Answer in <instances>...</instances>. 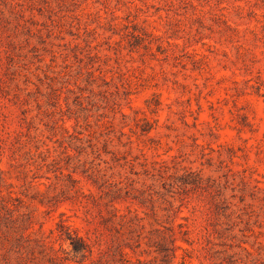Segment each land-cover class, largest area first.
Instances as JSON below:
<instances>
[{"label":"rangeland","instance_id":"obj_1","mask_svg":"<svg viewBox=\"0 0 264 264\" xmlns=\"http://www.w3.org/2000/svg\"><path fill=\"white\" fill-rule=\"evenodd\" d=\"M9 215L108 247L64 264H264V0H0Z\"/></svg>","mask_w":264,"mask_h":264},{"label":"trees","instance_id":"obj_2","mask_svg":"<svg viewBox=\"0 0 264 264\" xmlns=\"http://www.w3.org/2000/svg\"><path fill=\"white\" fill-rule=\"evenodd\" d=\"M196 187H200L197 183H194ZM114 207L109 210L114 211ZM18 218H13L12 215L5 217L3 220L6 229L1 233L0 237L4 240L10 237L11 244L10 247L5 249V244H2L4 247V253L2 254L3 261L0 264H22L24 259L23 253L31 254L33 257L35 256V250L41 256H46L47 259L52 264H64V262L68 259L66 256H59V253H66L67 251L63 248V244H67L68 251L72 253L74 256H79L80 261L89 257L92 254V248H96L98 261H102L105 258V255L109 254L108 247H101L99 240L97 239H87L81 235H79L75 228H72L68 225L64 219H60L56 223L55 231L57 241L59 242V248L55 249L51 243V241H46L43 234L37 231V234L34 238H27L28 236L24 235V231L28 228V224H31V220L29 218L23 219L21 218L18 223ZM24 222H27L25 225ZM41 227V226H40ZM187 231H183V235L186 234ZM181 240H187L185 237L181 236ZM176 238L173 234L164 235L161 237L160 241L157 242L158 250L162 253V264H172V259L176 257V249L179 248L175 244ZM138 245V243H137ZM107 250V251H106ZM14 252L17 253L16 261L13 263L11 261L10 254ZM113 254H119L120 256L124 255L123 249L120 245L115 247L113 250ZM182 257L181 264H185V257Z\"/></svg>","mask_w":264,"mask_h":264}]
</instances>
